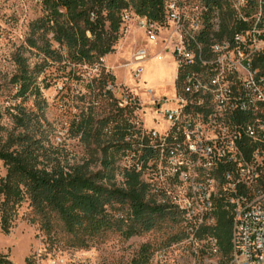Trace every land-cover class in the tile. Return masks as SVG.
<instances>
[{
  "label": "trees",
  "instance_id": "trees-1",
  "mask_svg": "<svg viewBox=\"0 0 264 264\" xmlns=\"http://www.w3.org/2000/svg\"><path fill=\"white\" fill-rule=\"evenodd\" d=\"M37 1L42 13L29 23L25 45L13 54L15 72L0 81V161L5 168L0 176L1 231L10 232L24 202L33 213L30 222H38L47 234L60 228L78 247L87 246L101 231L112 229L130 237L166 220L181 221L180 212L145 178L165 161V152L161 154L160 146L140 125L136 100L127 99L121 106L113 96L108 87L114 84V76L101 66L131 17L165 25L168 0ZM198 3L203 7L202 34L206 35L202 41L208 43L211 33L222 37L233 32L229 13L218 0ZM217 10L220 29L214 31L210 20ZM30 49L41 58L34 65L25 55ZM96 64V73L83 69ZM52 67L60 73L47 72ZM86 73L90 76L87 94L80 95L66 131L78 140L83 153L69 157L64 143L53 140L55 127L46 116L43 90L63 77V88L73 80L78 83ZM215 216V224L205 233L216 238L217 252L226 264L231 219L220 205ZM0 264L16 263L0 255ZM26 264L34 263L28 257ZM131 264H153L147 244Z\"/></svg>",
  "mask_w": 264,
  "mask_h": 264
},
{
  "label": "built area",
  "instance_id": "built-area-1",
  "mask_svg": "<svg viewBox=\"0 0 264 264\" xmlns=\"http://www.w3.org/2000/svg\"><path fill=\"white\" fill-rule=\"evenodd\" d=\"M218 1L234 30L211 33L208 43L203 7L167 1L165 25L176 36L174 94L163 134L153 127L146 133L165 152V197L180 212L183 238L202 242V254L218 255L216 238L205 230L220 205L231 219L226 264H264V0ZM137 19L146 38L156 40L159 25ZM210 22L219 31L218 10ZM147 54L144 47L132 54L135 79ZM167 252L165 264H172Z\"/></svg>",
  "mask_w": 264,
  "mask_h": 264
},
{
  "label": "rangeland",
  "instance_id": "rangeland-1",
  "mask_svg": "<svg viewBox=\"0 0 264 264\" xmlns=\"http://www.w3.org/2000/svg\"><path fill=\"white\" fill-rule=\"evenodd\" d=\"M191 3H195L192 5L195 6L198 0H192ZM186 10L194 12L195 8L188 6ZM41 13V4L37 0H0V81L15 72L13 54L19 46L25 45L29 23ZM137 20L136 17L130 18L111 57L109 54L104 56L101 66L114 76V84L108 88L121 102L120 105L126 104L127 99H135L139 104L135 114L142 128L148 131L150 129L147 126L161 124L160 134H163L165 104H169L166 101L174 94L175 64L172 49L176 36L171 34L172 28L166 24L159 26L156 40L150 41ZM170 37L173 39L169 41ZM139 47H144L148 54L139 64L143 67L141 77L135 79L130 70L134 68L131 57ZM25 55L29 57L31 65L41 60L35 49H30ZM98 68V64L83 67L92 74ZM49 71L60 73L55 67ZM88 73L78 83L73 80L63 88V77L43 90L47 101L46 116L55 127L53 140L58 144L64 143L69 157H79L83 153L78 140L70 138L66 131L69 120L81 102L80 95L87 94L85 84L90 78ZM156 167L153 173H146L145 178L165 195V188L168 189L165 183V161L158 162ZM4 173L5 168L0 161V176ZM171 187L169 185V190ZM32 216L31 208L24 202L10 232L3 233L0 229V255H6L16 264H26L28 257L34 264H131L132 258L144 244L150 248L153 264H165V249L168 251L167 260L172 264H225L219 254L200 253L202 242L195 244L184 239L179 218L166 220L157 228L130 237L112 229L101 231L88 241L87 246L78 247L71 245L70 235L60 228L50 234L45 233L39 228L38 222L29 221ZM176 236L180 238L173 239Z\"/></svg>",
  "mask_w": 264,
  "mask_h": 264
},
{
  "label": "crops",
  "instance_id": "crops-1",
  "mask_svg": "<svg viewBox=\"0 0 264 264\" xmlns=\"http://www.w3.org/2000/svg\"><path fill=\"white\" fill-rule=\"evenodd\" d=\"M126 30H127V31H126V33H127V32H128V28H127ZM108 56L111 57V54H109ZM160 125H161V124H156V125H154V126H147V127H148V128H151V127L156 128V127H157V128H156L157 130H161Z\"/></svg>",
  "mask_w": 264,
  "mask_h": 264
}]
</instances>
